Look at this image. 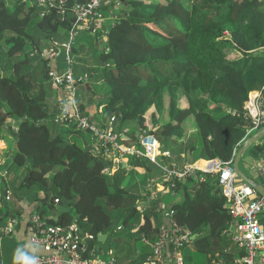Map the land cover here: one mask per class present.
I'll return each instance as SVG.
<instances>
[{
	"label": "trees",
	"instance_id": "1",
	"mask_svg": "<svg viewBox=\"0 0 264 264\" xmlns=\"http://www.w3.org/2000/svg\"><path fill=\"white\" fill-rule=\"evenodd\" d=\"M77 2L67 0V6ZM119 2L118 6L111 3L102 9L107 17L121 7L107 35L81 33L94 39L95 64L86 66L87 60L80 57L81 50L76 46L68 63L62 48L60 59L66 68L59 63V71L71 69L78 79L76 88L86 82L92 92L91 83L95 84V98L103 107L99 127L112 122L117 133H125L134 125L147 131L169 150L170 156L162 158L163 162L179 172L187 163L201 159L233 162L243 143L254 134H248L251 124L242 115L264 87V0H126L127 7ZM74 21L76 17L69 10L61 15L57 9L47 11L37 2L29 7L23 0H15L10 8L0 0V42L5 40L9 47L7 56L17 58L28 47L33 49L31 55L14 65L0 54V110L6 107L19 127L12 167L29 171L30 183L22 179L17 189L30 196L25 192L34 185L43 194L58 188L59 194L50 203L59 200L58 205L71 208L58 225L67 226L80 218V227L87 223L86 231L81 228L90 236L110 233L106 243H98L104 249L96 248L104 260L114 258L109 255L112 249L120 262L147 263L153 252L144 239L155 243L166 223L170 227L167 213L172 212L171 220L192 234L191 241L181 248L185 264H237L246 251L233 241L234 220L226 208L227 197L218 174L197 172L182 180L174 176L165 184L171 189L169 194L149 200L147 184L156 175L160 182L165 176L158 166L143 194L133 193L129 190L132 177L123 187L129 176L126 169L120 167L113 178L106 176L103 170L112 162L69 138L76 134L90 143L89 134L65 127L70 134L67 139L51 137L47 121L61 113L49 101L54 90L47 57L55 45L53 39L60 33L68 36ZM34 29L50 41L48 48L42 50V40H36ZM234 54L238 57L231 59ZM31 56L42 60L45 80L25 73ZM145 72L153 77H146ZM56 103L60 105L58 99ZM80 109L87 114L83 104ZM189 129L194 130L192 137L188 136ZM130 132L128 143H137L138 137ZM262 156L264 143L260 141L243 156L240 165ZM129 163L152 171L145 158H133ZM199 167L205 168L206 163L200 162ZM44 179L47 181L41 186ZM174 196L182 200L170 207ZM46 200L32 198L43 220L46 216L41 208ZM163 206H169V210ZM8 209L9 216L0 220L3 235L10 220L21 216L10 204ZM6 212L3 208V214ZM48 222L53 224L52 220ZM115 223L117 231L113 232Z\"/></svg>",
	"mask_w": 264,
	"mask_h": 264
},
{
	"label": "built area",
	"instance_id": "2",
	"mask_svg": "<svg viewBox=\"0 0 264 264\" xmlns=\"http://www.w3.org/2000/svg\"><path fill=\"white\" fill-rule=\"evenodd\" d=\"M36 2L44 6L47 11L57 9L59 14L65 15L69 10L76 17V21L72 24L73 28L69 30V40L63 44H55L47 57L48 76L53 86L64 90L69 96L62 107L61 114L55 120L68 128L75 127L78 131L91 136L97 148L95 152L97 157L106 158L112 162L111 166L103 170V174L110 178L115 176L116 171L129 158H145L164 171V179L158 182L156 189L159 193H170L171 189L165 187V184L170 183L174 176L182 180L187 176H196L197 172L218 174L219 185L227 197L226 208L234 220L233 241L239 248L246 251V256L238 264H264V258H261V252L264 251V228L260 221L261 214H264V197L247 183L235 185L239 176L235 172L234 161L227 163L217 159L205 161V168L195 163L186 164L182 172L164 162L160 164V158H169L170 154L162 150V145L154 136L142 130L138 142L129 145L126 143V137L114 130L112 122L108 127H99L80 109L76 99V82L71 69L63 73L58 70L56 60L62 48L65 50L68 63H71L74 41L79 32L88 31L94 34L103 32L104 36L108 34V29L105 28V22L108 19L102 9L105 5L117 4L118 0H78L71 7L67 6V0H23V3L30 4L31 7H34ZM45 13L44 11L42 15ZM109 17L113 20L117 18L112 12ZM242 116L251 124L249 135L264 127V87L255 96L249 111ZM254 170L264 186V156L256 160ZM54 204H59V200H55ZM169 217L168 226L170 227L168 228L166 223L155 243L151 244L144 239V242L151 245L153 249V256L145 264H185L181 248L191 241L192 234L188 229L171 220L172 212L167 213V218ZM17 224V220H11L4 230L5 236H12ZM28 231L33 246L43 251V253L34 254L37 264H120L114 258L111 260L101 258L95 247L88 259H83L86 245L81 235V228L76 223L67 226L58 224L50 226L36 213L30 218ZM87 237L95 238L89 234ZM111 255L113 256L112 252H110Z\"/></svg>",
	"mask_w": 264,
	"mask_h": 264
},
{
	"label": "crops",
	"instance_id": "3",
	"mask_svg": "<svg viewBox=\"0 0 264 264\" xmlns=\"http://www.w3.org/2000/svg\"><path fill=\"white\" fill-rule=\"evenodd\" d=\"M127 1H129V0H127ZM120 3L124 4L127 7L126 0H120L119 4ZM116 6H118V4H116ZM120 10H121V7L115 8V14L114 15L118 16L117 14L120 12ZM108 16H109V13L107 15L108 20L105 22V28H107V29H109L110 26L114 24V20ZM86 32H88V31H86ZM99 33H101V35L104 36L103 32H99ZM81 35L82 34H80V36ZM66 36L64 33H60L58 35V37L63 40L62 43H65L69 40V31H68V40H65ZM82 36L84 37V35H82ZM84 41H85V39H84ZM74 48H75V45H74ZM61 55H62V53L60 51L59 56L56 60V65H57L58 70H59L58 59ZM60 73H63V72H60ZM77 75L79 77V73ZM84 84H85L86 91L91 92V88L89 86V83L85 82L81 85H84ZM77 86H79V85H77ZM52 88L54 90V95L52 98L49 97L51 99V104L52 105L56 104V106L58 108V113H59V110L61 113L62 107L65 105L66 100L69 98L68 93L62 89H56L53 86V84H52ZM77 90H79V88H77ZM82 95H84V94H82ZM56 99H58L60 101L59 106L56 103ZM98 103H99V101L97 98H94L93 103H90V101L87 100V98L84 99V103H79V104H83L86 107V112H87L88 116L97 125H98V123H97L98 117L100 116V114H102L101 112L103 111V109H102L103 107L102 106L99 107ZM55 119H56V117H55ZM55 119H54V122L56 121ZM60 125H62V124H60ZM62 126L64 127V129H66L64 125H62ZM18 130H19L18 123L16 121L12 120L11 117L7 113H5L4 109L0 110V220L5 219L4 217L6 216V213H7L6 212L5 214H3V208H6V207L4 205V200H1L2 197L4 199V196H3L4 184H6L7 190L9 192L8 204H10V207L13 208V210L21 213L20 218L16 219V220H18V225H16L15 231H14L12 236L5 237V235H3V229H1V227H0V234L2 236H4L2 238L0 237V257L2 258L0 264H27V262L24 258L25 255L31 256V255H34L35 253H43V251L41 249H37L33 246V244L31 243V238H30V234L28 231V224H29L30 218H31L32 214L37 212L38 203L32 202V198H34V196H32V195L27 196L26 194H24V192L19 191L17 189V187H19L18 185L22 181V177H21V174L19 172L20 170L14 171V170L10 169V168H12V166L14 164V161L12 159L14 158V155L16 152V145L15 144H17V141L14 138V135H17L16 133L18 132ZM128 132H130V134H135V136H137L136 127L135 126H128L125 133H120L126 137V139H127L126 143L127 144H129L128 142H130V138H131V136L129 134L127 135ZM139 132L140 131L138 129L137 133L139 134ZM1 133H2V135H1ZM82 134L89 136L85 133H82ZM90 141H91L90 143L87 141H86V143L89 144V146H90L89 150L92 151L93 154H95L97 148L94 146V142H93L91 136H90ZM129 145H133V144H129ZM132 160H133V158H131V159L129 158V160L127 162H124L121 165V167L124 169H127V170H132V171L135 170L138 173L146 172V169L142 166L130 165L131 163H129V162ZM200 162H205V160H203V159L198 160L197 162H195V165H198ZM249 162H250L249 159H248V161L246 160L245 165L247 166V164H249ZM24 169H26V168H24ZM24 169H22V170H24ZM119 170H120V168L116 171V174ZM130 179H131V177H130ZM160 179H161L160 176H156L152 180H150V182L147 184L148 186L146 187V190H148L150 192L149 200H155L159 197H162V196L169 194L167 192L166 193H162V192L159 193L158 191H156V189L158 187V182L160 181ZM139 191H142V194H143V188H140ZM38 197L39 198L44 197V199H45L47 197V195H46V193L43 194V192H39ZM175 197L176 196H174L170 207L172 205L176 204L180 199L182 200V198H175ZM165 207H167L169 210V206H165ZM7 211H9V209H7ZM9 214H10V211H9ZM260 221H261V224L264 228V214H261ZM232 233H233V230H232ZM108 239H109V237L103 243H106L108 241ZM10 243H12L13 245L11 246ZM99 249L103 250L104 248L101 245H99ZM110 252L113 253L114 250L111 249ZM110 252H109V255H110ZM152 252H153V249H152ZM113 256H114V259L118 263L129 264V263L120 262L117 259L115 254H113ZM261 258H264V251L261 252ZM260 259H259V261H260ZM239 261L240 260H238V262ZM238 262H237V264H238Z\"/></svg>",
	"mask_w": 264,
	"mask_h": 264
},
{
	"label": "rangeland",
	"instance_id": "4",
	"mask_svg": "<svg viewBox=\"0 0 264 264\" xmlns=\"http://www.w3.org/2000/svg\"><path fill=\"white\" fill-rule=\"evenodd\" d=\"M5 1L7 2V5L10 8H13L14 7V4L13 3H14L15 0H5ZM237 1H238L237 3H240L242 0H237ZM27 6L30 7V4H28ZM39 14H40V12H39ZM34 31L36 32V34L38 36V38H36V40L37 39H38V41H41L42 40V45H41L42 50H44L45 48H48V46L51 45L50 41L49 40H45L44 38L42 39L43 36H42V34L38 30L34 29ZM60 31H64V30L63 29H60ZM81 33H83V32L82 31L79 32L77 34L76 38H75V41H74L75 46H76V48H78V49L81 50L80 57L82 59H86L87 60L86 66H93L95 64V59H96V57H95V54H96V44L94 42L93 37L88 36V35H85L83 37L82 35L80 36ZM82 37L85 39V41H84V39ZM67 38H68V36H66V40H67ZM62 41L63 40H60V38L57 36L55 39H53V43L52 44H62ZM87 43H89V44H87ZM0 48H1L0 54L3 57V59H5L6 61H8L9 63H12L13 65L16 62H18L20 60H23L25 58V55H27V54H30L31 55L33 53V49L30 48V47H28L26 49V51L24 52L23 55H19V56H17V58L11 59V58H9L7 56L8 51H9V47L5 43V40H3V41L0 42ZM237 57H238V55L237 54H234V57H230V58L231 59H234V58H237ZM58 63H60L64 69L66 68L65 67V62H64V60L62 58L60 59V57H59ZM11 68H12V66L10 65V69ZM34 71L36 73H34ZM28 72H29V75L33 79H38V77H40L41 79H44L45 80V78H44V71H43V65H42V60L41 59H38L36 57H32L31 56L30 57V64L25 69V73L27 74ZM62 72H65V70L62 71ZM143 74L146 75V77H149V78L153 77L151 74H149V75L146 74V72L143 73ZM6 76L11 77L9 74H6ZM74 80H75V82H78V79H76V74H74ZM50 82L52 83V80H50ZM46 83L49 85V82L47 80H46ZM91 85L94 88L92 92H87L86 91L85 84L84 85H79L77 87V88H79V90H76L77 91L76 99H77L78 103H84V99H86V98H87V100L90 101V103H93L94 102V98L97 95V90H96V86H95V84L93 82L91 83ZM82 94H84V95H82ZM53 95H54V93L51 92L50 93V98H52ZM49 101L51 102V99H49ZM3 109H4L5 113L9 114V111H8V109L6 107H4ZM51 109H52V107H51ZM59 123L60 122H58V121H55L54 122V120H52V119H50V120L47 121V126L50 129L51 137L52 138H55V137H58L59 136V137H62V138L64 137V138L67 139V137L70 135L69 132H67L69 130L64 129V127L62 126L63 124L60 123V124H62V125H60ZM134 126H136V125H134ZM138 129L139 128L136 127V134H137V136L139 138V134L141 132H139V134H138L137 133L138 132ZM139 131H142V130L139 129ZM193 131H194L193 129L192 130L189 129V131H188V136L189 137H192ZM1 135H2V133H1ZM69 138L73 142L76 141L83 149H88L89 150V148H90L89 144L85 143V141L83 139H81L80 136L74 134V135L69 136ZM195 142H196V145H199V138ZM261 143H264V139L261 140ZM200 147H201V145L199 146L197 153L200 151L199 150ZM96 156H98V155H96ZM249 161H250L249 164H248L249 166L248 165L246 166L244 164L240 165L241 170L250 179L255 180V181L257 180V181H259L262 184L261 180L257 177V174L255 173L256 171L254 170V166L256 165V161L255 160H252L251 158H249ZM159 162H160V164H162L163 159L160 158ZM148 166H150L152 168V171L150 173H148V172L138 173L135 170L132 171V170H127L126 169L128 171V173H129V176L132 177L131 186H129V190L131 192H133V193L134 192H137V191L138 192H141V191H139L140 188H144L147 180H149V177L157 172V168H156L157 166L156 165H154L153 163L150 162V163H148ZM198 166H200V163L198 164ZM12 169L14 171H18L14 167H12ZM183 170H184V168L181 169V171H183ZM19 172L21 174L22 179H26V184L28 185L30 183L29 178H27V176L29 174V171L26 170V169H24V170H20ZM156 176H159V175H156ZM244 183H246V182L240 176L235 181V185H240V184H244ZM39 191H40L39 186L34 185L32 187V189H31V191H27L25 193H27L29 195H32V196H37L38 197ZM46 195L48 196V193H46ZM47 200H48V197H47ZM47 200L45 202L46 204H44L42 206V208H41V213H43L46 216L45 221L48 222V220H52L53 221V224H49V222H48V224L50 226H54V225H57L58 224L59 219H60L61 216H60L59 212L56 211L57 210L56 209L57 205H54L53 203H50L51 200H50V202H47ZM48 203H49V205H47ZM50 205L54 206L55 209L51 208ZM37 213H39L38 210H37ZM116 224L117 223H115L113 225V232H116L117 231L116 230ZM81 227L86 231V229H87V223L84 222ZM96 248H99L98 243L96 244Z\"/></svg>",
	"mask_w": 264,
	"mask_h": 264
},
{
	"label": "water",
	"instance_id": "5",
	"mask_svg": "<svg viewBox=\"0 0 264 264\" xmlns=\"http://www.w3.org/2000/svg\"><path fill=\"white\" fill-rule=\"evenodd\" d=\"M14 138L18 139L17 135H14ZM262 139H264V127L261 128L259 131H257L256 133H254L252 136H250L248 139H246V141L243 143L242 147L239 149V151L237 152L236 158L234 160V169L235 172L238 176H240L249 186H251L259 195H261L262 197H264V186L255 181L250 179L240 168V164H241V160L243 158V156L254 146L257 145ZM16 145V144H15ZM162 150L164 152L169 153V150L167 149L166 146H162ZM167 162H169V159H167ZM39 172H41L40 170H38ZM30 181V180H29ZM46 179L42 180L40 182L41 186H44L46 183ZM130 181V177H127L125 179V181L123 182V187H126L128 185ZM60 190L58 188H54L51 192L48 193V200L47 202H50L51 198L53 196H57L59 194ZM8 195L9 192L7 190V186L6 184H4V189H3V196H4V205L5 207L8 209L9 208V204H8ZM181 199L178 201L180 202ZM57 211L59 212L60 216L62 217L65 214L70 213L71 208H67L61 205H57L56 207ZM9 216V211H7L6 216L4 218H7ZM75 223L80 225L81 224V219L78 218L75 220ZM81 235L84 239V243L86 245V251L83 254V259H88L90 252L92 251L94 245L96 242L98 243H103L106 241V239L109 237V233L107 234H100L98 237L96 238H89L87 237V233L83 231V229H81Z\"/></svg>",
	"mask_w": 264,
	"mask_h": 264
},
{
	"label": "clouds",
	"instance_id": "6",
	"mask_svg": "<svg viewBox=\"0 0 264 264\" xmlns=\"http://www.w3.org/2000/svg\"><path fill=\"white\" fill-rule=\"evenodd\" d=\"M51 80V79H50ZM80 105V104H79ZM86 115H88V114H86ZM66 127V126H65ZM68 128V127H67ZM169 154H170V152H169ZM185 167V166H184ZM54 197V196H53ZM52 197V198H53ZM51 198V199H52ZM8 199H9V195H8ZM55 205H58V204H55ZM34 214H36V213H34ZM34 214H32V215H34ZM13 220H16V219H13ZM11 221V220H10ZM18 221V220H17ZM10 223V222H9ZM9 223L7 224V226L9 225ZM75 223V222H74ZM18 225V224H17ZM6 226V227H7ZM80 226V225H79ZM81 228V227H80ZM82 229V228H81ZM5 234V233H4ZM88 234V233H87ZM7 237H9V236H7ZM98 242H96L95 243V245H94V247L96 248V244H97ZM25 260H26V262H27V264H37V258L34 256V255H31V256H29V255H25Z\"/></svg>",
	"mask_w": 264,
	"mask_h": 264
}]
</instances>
